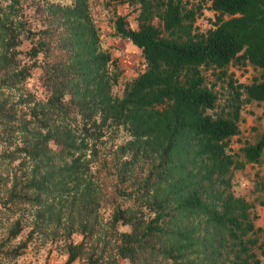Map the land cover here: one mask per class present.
I'll use <instances>...</instances> for the list:
<instances>
[{"label": "trees", "instance_id": "16d2710c", "mask_svg": "<svg viewBox=\"0 0 264 264\" xmlns=\"http://www.w3.org/2000/svg\"><path fill=\"white\" fill-rule=\"evenodd\" d=\"M120 2L138 12V27L131 28L125 16H118L114 20L115 36L136 47L146 67L117 93L113 90L118 84L117 74L110 69L113 60L101 47L89 0L48 3L37 30L20 12V0H9L5 9H1L0 0V210L10 221L5 239L10 242L21 235L24 223L21 214L16 215L26 205L42 204L39 214L51 216L48 199L67 201L70 183L83 182L79 196H72L71 201L83 238L90 242L94 235L97 238L94 214L96 204L101 203L111 211L105 230L115 234L119 257L132 264H159L157 258L171 264H188L179 260L181 254L173 247L161 243L171 233L166 223L172 213L165 210V200L155 196L150 201L155 214L144 219L135 212L131 214L129 207L122 208L119 199L131 194L126 191V181L132 178L134 184L138 178L133 172L143 169L146 162H151V166L139 179L141 187L137 185L132 192L144 188L148 193L155 184L170 178L171 170L182 159H189L188 155L210 162L221 177L234 163L226 148L230 137L239 133L240 103L264 101V0H210L209 9L215 20L212 27L200 33L192 32L196 12L187 8L183 0ZM154 16L161 20L162 29L153 23ZM181 31L186 37H178L177 32ZM22 39L29 40L26 50L19 48ZM235 60L258 68V79L238 84L234 107L213 116L207 111L215 107L217 96L207 86L205 72L219 69L225 74L224 69ZM37 66L44 73L49 95L35 102L25 92L18 96L14 91L22 89L20 84ZM122 126L135 140L121 146L120 152L126 158L112 162L117 169L102 164L101 185L93 187V195L90 179L76 175L79 160L88 148L94 160L96 145ZM183 136L185 144L180 140ZM241 152L243 163H258L264 155V133L255 143L242 146ZM69 158L71 163L65 166ZM56 159L60 161L57 171ZM134 161H139L138 165L130 168ZM115 172L120 174L114 179ZM218 197L191 189L175 207L179 214L201 213L219 233L226 230L222 239L226 240L228 234L247 253L243 236L255 231V227L239 218L245 217L246 202L231 195L221 201ZM68 210L71 213V207ZM57 216L60 218L59 213ZM42 221L45 223L44 218ZM118 223L130 225L131 230L118 231ZM32 235L31 230L27 239ZM85 239L66 245L64 264L87 254V263L97 264L93 260L94 247L90 249ZM25 246L26 242L20 241L6 252L17 257ZM104 249L105 246L100 254ZM247 255H237L233 264H264L254 252ZM261 255L264 257L263 246ZM137 258H142V262L137 263Z\"/></svg>", "mask_w": 264, "mask_h": 264}, {"label": "rangeland", "instance_id": "374dc122", "mask_svg": "<svg viewBox=\"0 0 264 264\" xmlns=\"http://www.w3.org/2000/svg\"><path fill=\"white\" fill-rule=\"evenodd\" d=\"M2 1L1 9H5L4 6L9 3V0ZM63 1L68 0H20L19 7L20 12H24L28 22L32 24V29L37 30L41 25L42 16H44V6L48 3L55 4ZM89 2L92 17L99 28L101 47L110 53L113 60L110 69H113L117 74L118 84L113 90L120 93L124 85L143 71L146 66L140 51L136 47L131 45L128 40H121L115 36L114 20L118 16H125L128 25L131 28H137L136 17L138 12L130 11L131 7L126 3H121L120 0H89ZM183 3L187 8H193L196 12L192 25L193 33L205 32L213 26L215 14L209 9L210 0H183ZM153 23L161 29L163 28L158 16H154ZM24 25L28 26V24ZM177 33L180 38L186 37L182 31ZM20 37L23 38V35ZM29 45V40L22 39L19 48L26 50ZM224 72L225 74L219 69H209L205 72L207 86L217 96L215 107L207 111L213 116L225 114L226 111L234 107L235 102H237L236 88L238 84H249L258 79L259 76V69L247 61H232L224 69ZM20 86H22V89L14 91L15 94L19 96V93L24 95L23 92H25V94L32 96L35 102L44 100L49 95L44 73L39 66L32 68L31 75ZM16 99L17 97H15ZM238 126L239 133L230 137L226 148V153L230 154L235 161L229 166L223 177L218 176L217 168H214L210 162H203L200 157H196L194 154L188 155L189 159L179 161L180 164L171 170V177L166 181L155 184L148 193L145 192L146 189L144 188L137 192H132V190L137 185L139 186V179L146 174V168L151 166V162H146L145 167L139 172H133V176L138 178L137 181L133 178L135 180L134 184H132V178L126 181V185H128L126 191L131 192V194L126 197L122 196L119 200L122 202V208L129 207L131 214L135 212L137 216L144 219L152 218L155 213L150 201L155 196L166 201L165 210L169 214L172 213L166 223V228L171 233L161 243L165 247H173L178 254H181L179 260L182 262L188 264H233V261L238 260L237 255L244 258L248 257L247 254L251 252L255 253L256 258L264 261V257L261 255V246L264 248V155L258 163H243L241 152L242 146L255 143L260 135L264 133V101H241ZM134 140L135 137L122 126L116 131L108 133L96 145L97 157H95V161L91 159L90 148L82 153L76 175L80 178L90 179V192L93 195L95 194L93 187L97 189L98 185H101L103 176L99 174V170L104 172L102 164L108 165L112 169L114 166V170L117 169V166L112 165V162L126 158L120 152L121 146H125L129 142L132 143ZM180 140L185 144V136ZM2 149L3 145L0 143V152H2ZM186 155L183 156L186 157ZM71 159H67L68 163L64 165H70ZM138 162H131L130 168L136 167ZM55 163L56 165L53 167L56 170L60 161L56 159ZM179 167L181 168L178 169ZM63 174L67 175V173ZM117 174L119 175L120 172H115L114 179ZM58 179L59 177L56 174L55 180ZM82 188H84L83 182L77 185H75V182H71L67 191L69 197L67 201L64 199V201L58 202L57 199L49 198L47 203L48 206H52L50 211L53 214L51 216L49 214L44 216L39 214V209L42 213V204L39 206L26 205L25 209L22 210L23 212L21 211L16 215L21 214L20 217L24 223L23 231L16 240L10 242H6L5 239L6 229L10 221L1 215L0 210V246H3L0 249V264H64L67 259L66 245L70 242L76 243L85 239L79 232L78 216L71 206L72 196H79L78 193L81 192ZM191 189H199L205 195L212 196L216 194L219 196L220 201L221 199H227L229 195L244 199L247 204L244 211L245 217L238 216L241 220L243 219V223L250 221L255 227V231H250L246 236H243L248 248L247 253L240 250V246L235 243L236 241H233V243L228 234H226V240L222 239L221 236L226 230L219 233L201 213H178L175 205L188 196ZM1 192L0 198L2 196ZM206 198L210 199V197ZM96 206L94 224L97 227L95 232L97 238L94 235L91 242L85 239V243L90 246V249L92 246L94 247L93 260H97V264H132L129 260L118 256L117 248H115V244L118 242L116 243L113 239L115 234L113 235L110 230H105V228H108L107 221L110 219V209H106L101 203L96 204ZM70 207L71 213L68 210ZM45 209L47 208L45 207ZM237 212L241 211L237 210ZM57 213H59L60 218ZM69 214H71V219H68ZM43 218L45 223L42 221ZM87 218L89 217L84 219L80 217L81 220ZM31 230L33 235L30 239H27V235ZM117 230L129 232L131 226L118 223ZM173 231H177V233L172 234ZM20 241H25L26 246L20 249V254L17 257L9 256L6 250L17 245ZM95 241L97 242L95 243ZM104 246L105 249L100 254L101 248ZM249 260L252 261V257ZM87 262L88 254L77 258L70 264H88ZM136 262L141 263L142 258H137ZM156 262L171 264V261L159 258L156 259Z\"/></svg>", "mask_w": 264, "mask_h": 264}]
</instances>
